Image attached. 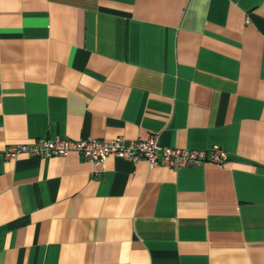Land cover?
Wrapping results in <instances>:
<instances>
[{
	"label": "crops",
	"instance_id": "1",
	"mask_svg": "<svg viewBox=\"0 0 264 264\" xmlns=\"http://www.w3.org/2000/svg\"><path fill=\"white\" fill-rule=\"evenodd\" d=\"M150 134L227 158L2 155ZM0 264H264V0H0Z\"/></svg>",
	"mask_w": 264,
	"mask_h": 264
},
{
	"label": "built area",
	"instance_id": "2",
	"mask_svg": "<svg viewBox=\"0 0 264 264\" xmlns=\"http://www.w3.org/2000/svg\"><path fill=\"white\" fill-rule=\"evenodd\" d=\"M2 150L5 159L16 158L21 154L39 158L68 156L71 151H76L94 166L100 165L103 158L109 154L131 162L143 159L149 166L165 165L170 168L205 163L221 166L227 158L226 151L216 145L207 150L164 146L159 143L158 134L130 140L118 135L111 139L81 138L80 140H71L58 135L41 136L32 142L9 144ZM97 170L95 168L92 171L94 175L98 174Z\"/></svg>",
	"mask_w": 264,
	"mask_h": 264
}]
</instances>
